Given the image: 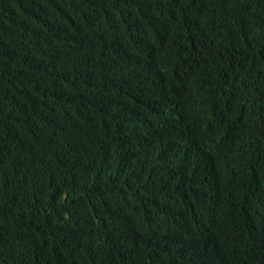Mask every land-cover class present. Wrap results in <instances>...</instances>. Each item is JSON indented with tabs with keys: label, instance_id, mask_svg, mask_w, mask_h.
I'll return each instance as SVG.
<instances>
[{
	"label": "trees",
	"instance_id": "trees-1",
	"mask_svg": "<svg viewBox=\"0 0 264 264\" xmlns=\"http://www.w3.org/2000/svg\"><path fill=\"white\" fill-rule=\"evenodd\" d=\"M0 264H264V0H0Z\"/></svg>",
	"mask_w": 264,
	"mask_h": 264
}]
</instances>
